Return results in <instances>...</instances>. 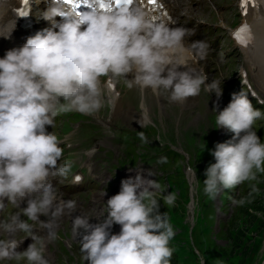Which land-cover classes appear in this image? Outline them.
I'll list each match as a JSON object with an SVG mask.
<instances>
[{
    "label": "clouds",
    "instance_id": "9594fccd",
    "mask_svg": "<svg viewBox=\"0 0 264 264\" xmlns=\"http://www.w3.org/2000/svg\"><path fill=\"white\" fill-rule=\"evenodd\" d=\"M46 2L40 17L51 27L0 58V210L5 201H26L22 215L48 229L47 238L54 241L53 221L65 209L76 210L73 200L57 202V190L49 179L66 178L71 171L70 162L58 163L64 151L60 139L46 130L48 125L53 128L55 117L70 112L96 114L105 104L101 77L123 78L129 88L167 93L170 101L178 103L198 96L202 86L219 98L222 88L215 80L206 83L207 75L192 66L197 58L207 57L210 45L199 40L187 46L185 37L192 30L153 24L135 0L115 11L98 6L83 12L67 6L65 0ZM14 28L15 24L0 36L10 38ZM262 116L242 91L233 94L218 113V128L234 135L210 153L215 163L206 168L203 181L209 199H216L222 189L256 181L257 174L264 173V142L253 128ZM139 135L147 142L142 132ZM165 162L161 158L160 163ZM160 191L159 182L137 173L121 181L118 194L107 201V215L101 222L74 217L72 232L81 237L88 264H171L169 243L175 231L167 214L159 211L156 194ZM163 199L173 205L176 195L171 192ZM234 203L242 206L246 199ZM41 216L51 219L43 221ZM114 224L120 225L119 234L110 233ZM0 230L22 231L34 241L18 252L22 240L0 239V260L49 264L43 238L32 234V225L20 214L0 222Z\"/></svg>",
    "mask_w": 264,
    "mask_h": 264
},
{
    "label": "rangeland",
    "instance_id": "374dc122",
    "mask_svg": "<svg viewBox=\"0 0 264 264\" xmlns=\"http://www.w3.org/2000/svg\"><path fill=\"white\" fill-rule=\"evenodd\" d=\"M234 2L236 4L237 0ZM231 14L237 18L236 7ZM228 43L231 44V40L225 39V48H228ZM235 56L239 60L237 66L233 61L231 67L215 73L222 90L235 85L230 79L243 63V54L237 49ZM120 85L129 90L127 96L136 104V115L130 119L126 117L128 120L124 118L127 128L140 131L138 134L142 131L147 141L140 140L132 131H121L118 137L122 142V153L126 156L123 164L139 159L141 148L136 144L137 139L144 145L150 164L140 160L128 166L122 174L134 178L141 173L152 180L156 179V174L162 175L163 180L159 178L158 181L161 191L156 195L159 211L167 214L175 231L169 243L173 249L171 264H264V173H258L256 181L222 189L214 200L204 193V173L209 164L215 163L210 153L220 143L216 118L222 109L217 113L213 108L218 99L216 94L203 88L193 106L192 99L178 105L170 101L167 93L157 95L137 91L125 82ZM103 90L105 97L108 92ZM262 111L264 113V108ZM139 114L148 120L144 122ZM115 116L114 120L120 121L121 118L124 123L121 116ZM257 135L264 142V136ZM168 143L173 144L177 152L171 160L168 153L172 148ZM111 146L114 147L112 142ZM151 157L154 158L150 160ZM161 158H166V162L160 163ZM253 186L256 191H253ZM171 192L175 193L176 200L173 205H167L163 197ZM241 199H246L242 206L234 203ZM57 221H62V217ZM64 233L69 238L74 237L69 228ZM12 264H26V261H14Z\"/></svg>",
    "mask_w": 264,
    "mask_h": 264
},
{
    "label": "bare ground",
    "instance_id": "6f19581e",
    "mask_svg": "<svg viewBox=\"0 0 264 264\" xmlns=\"http://www.w3.org/2000/svg\"><path fill=\"white\" fill-rule=\"evenodd\" d=\"M263 4V5H262ZM262 4H256L254 5V7H251V16L252 17H256L257 19L252 20V26L255 29L259 30V34H260V39H259V45L258 47L254 48L252 51H248L250 56H255L256 55V64H262L263 63V57H264V51L261 53L260 51L264 48V45L262 43V37H264V8L261 7L264 6V2ZM261 24H263L262 27ZM107 91H109V93H114V89H111V85L109 83V81L107 82ZM137 91H144V92H152L151 89L145 90V89H137Z\"/></svg>",
    "mask_w": 264,
    "mask_h": 264
},
{
    "label": "snow or ice",
    "instance_id": "6c2138e0",
    "mask_svg": "<svg viewBox=\"0 0 264 264\" xmlns=\"http://www.w3.org/2000/svg\"><path fill=\"white\" fill-rule=\"evenodd\" d=\"M65 2L72 4L73 0H65ZM95 2L102 10H111V3L106 2V0H95ZM112 2L115 4L116 8L119 9L120 7H122V5L131 3V0H112ZM147 2L149 4L155 5L157 0H147ZM249 2L250 0H241V7L245 10V14L247 13V6ZM262 2H264V0H262ZM85 3L89 9L93 8V5L91 3H87V0H85ZM250 35V29L247 27V25L243 26L240 30L237 31V33H235L236 39L241 43H245L247 39H250Z\"/></svg>",
    "mask_w": 264,
    "mask_h": 264
}]
</instances>
